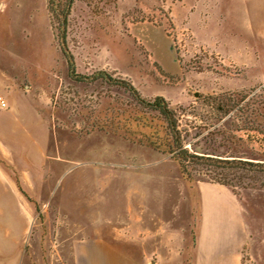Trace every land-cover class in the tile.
Segmentation results:
<instances>
[{
    "label": "rangeland",
    "instance_id": "1",
    "mask_svg": "<svg viewBox=\"0 0 264 264\" xmlns=\"http://www.w3.org/2000/svg\"><path fill=\"white\" fill-rule=\"evenodd\" d=\"M67 47L81 75L105 72L131 83L146 100L160 96L178 113L199 111L197 95L264 87V0H75ZM25 89L41 119L29 114L20 124L13 122L18 139L10 144L16 150L23 139L26 144L41 140L39 121L46 129L51 125L52 136L36 161L12 154L0 141L11 156L3 158L0 149V199L13 202L15 179L31 199L18 208L29 219L23 264L115 263L121 257L100 260L86 254L90 221H98L90 215L97 207L116 217L129 204L133 236L142 215L147 234L158 230L167 237L163 243L176 237L179 250L187 248L201 217L203 193L210 199L219 195L226 219L240 223L241 264H264V188L259 186L264 174L227 164L234 159L264 163V151L246 140L219 145V138L191 130L187 147L218 162L215 169L196 167L187 179L170 155L149 146V140L169 139L157 112L117 82L69 78L46 0H0V98L6 103L4 94L13 92V109L21 110L26 104L15 94ZM10 213L13 207L0 208V215ZM113 220L106 228L114 232L126 225ZM121 242L109 245L121 247ZM137 259L129 256L131 263Z\"/></svg>",
    "mask_w": 264,
    "mask_h": 264
},
{
    "label": "crops",
    "instance_id": "2",
    "mask_svg": "<svg viewBox=\"0 0 264 264\" xmlns=\"http://www.w3.org/2000/svg\"><path fill=\"white\" fill-rule=\"evenodd\" d=\"M28 91V89H25V92L22 91L15 94L17 98L26 104V107L21 110L19 108L13 109V92L7 91L4 94V100L8 108L0 110V116L3 119L0 123V141L8 145L7 147L12 154L17 152L21 154L23 159L36 161L44 153L46 140L52 136L51 125H48L46 129L43 127L41 121H39L43 130L41 140L33 141L32 144L29 142L26 144L23 139L16 150L10 144V142L13 143L18 139L13 136V122L20 124L21 121L28 118L29 114L41 119L40 111ZM5 120H9V122L4 125ZM0 149L3 158L7 159L11 157L1 143ZM29 168L31 169V167ZM38 169H40L39 174L44 176V171L41 168ZM35 170L37 169L35 168ZM23 181L25 183L24 190L29 191L30 184L26 182L27 179H23ZM207 189L208 187H202L201 191ZM57 190H59V185L56 188L51 187L49 193H54ZM202 196L204 203L201 209V217L194 227V241L187 248L179 250L178 239L176 237H173L171 241L168 240L167 243H163L167 237L163 238L158 230L147 234L145 218L143 219L142 215H139L138 223L141 228L133 236L129 230L131 207L128 204L116 213L117 220L122 224H126L123 225L121 231L116 232L113 229H108L109 225H113V219L116 218L112 216V211H109L107 207H97L94 211H91L90 216H94L98 221L96 219L90 221L91 230L89 239L91 243L89 251L86 254L92 258L99 257L100 260L103 257L107 258L111 255L121 257L112 264H241L243 240L240 234V223L236 225L235 221L229 222L226 219L225 202L220 199L219 195L212 199L204 193ZM26 201L28 202L27 198L25 199L18 189L16 179L13 180V202L11 200L2 201L0 199V208L13 207V216L11 213L10 215H0V264H23L25 259L23 239L25 238L26 225L29 219L27 214L24 215L19 212L18 208L19 206H23L22 204ZM47 203L45 207L50 205L49 202ZM231 204L232 208L235 209L234 203L231 202ZM142 211L144 212V210ZM12 221L13 226H11ZM100 224L105 227L102 228L100 226L99 228ZM142 225L144 226L142 227ZM236 227L239 228L237 233L235 231ZM114 239L122 240L121 247L113 248L109 245V241H113ZM103 243H106V246H103ZM53 252H55L54 255H59L60 253L57 248ZM81 254L80 252L77 255ZM129 256H137L138 259L131 263ZM101 264L108 263L102 261Z\"/></svg>",
    "mask_w": 264,
    "mask_h": 264
},
{
    "label": "trees",
    "instance_id": "3",
    "mask_svg": "<svg viewBox=\"0 0 264 264\" xmlns=\"http://www.w3.org/2000/svg\"><path fill=\"white\" fill-rule=\"evenodd\" d=\"M74 2L75 0H46L51 27L56 32L61 52L66 59L69 78L74 81L102 80L117 82L139 104L157 112L166 125V133L169 139L164 143L149 140V146L170 155L177 162L181 172L187 179L193 177L196 167L204 168L207 166L215 169L218 162V159L207 157L206 155H198L187 147L188 140L194 138L190 135L191 130L205 132L210 138H219V145L246 140L255 143L264 151V87L262 86L255 87L247 93L224 92L206 96L197 95L195 103L198 105L199 111L195 107H191L189 111L188 109H180L178 113L160 96L155 97L153 100L142 98L128 81L122 79L113 80L105 72H98L92 76H84L77 73L73 56L67 47L69 16ZM259 119L262 120L263 124L259 122ZM199 132L195 136H200ZM237 132L243 133V136L237 137ZM227 164L234 165V169L246 170L252 174H264V163L234 159ZM211 181L226 186L225 183L216 178H211ZM259 186L264 188V183H259ZM19 191L28 201H31L21 189ZM36 208L38 210L37 206Z\"/></svg>",
    "mask_w": 264,
    "mask_h": 264
},
{
    "label": "built area",
    "instance_id": "4",
    "mask_svg": "<svg viewBox=\"0 0 264 264\" xmlns=\"http://www.w3.org/2000/svg\"><path fill=\"white\" fill-rule=\"evenodd\" d=\"M0 109H7V104L0 98Z\"/></svg>",
    "mask_w": 264,
    "mask_h": 264
}]
</instances>
